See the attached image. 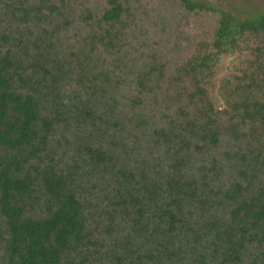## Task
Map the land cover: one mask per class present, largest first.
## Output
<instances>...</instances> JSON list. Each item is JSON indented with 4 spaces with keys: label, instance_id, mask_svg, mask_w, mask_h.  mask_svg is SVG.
<instances>
[{
    "label": "trees",
    "instance_id": "1",
    "mask_svg": "<svg viewBox=\"0 0 264 264\" xmlns=\"http://www.w3.org/2000/svg\"><path fill=\"white\" fill-rule=\"evenodd\" d=\"M0 264H264V14L0 0Z\"/></svg>",
    "mask_w": 264,
    "mask_h": 264
},
{
    "label": "rangeland",
    "instance_id": "2",
    "mask_svg": "<svg viewBox=\"0 0 264 264\" xmlns=\"http://www.w3.org/2000/svg\"><path fill=\"white\" fill-rule=\"evenodd\" d=\"M195 2H204L207 5L214 6L215 8L223 10L231 18L240 23L246 19L256 17L260 14H264V0H193ZM235 55H229L223 57L220 60L221 70L219 76L216 78V82L227 71V66L229 67L234 63Z\"/></svg>",
    "mask_w": 264,
    "mask_h": 264
}]
</instances>
